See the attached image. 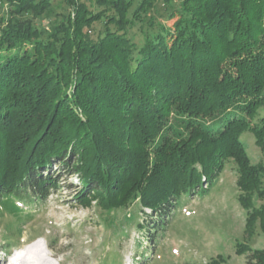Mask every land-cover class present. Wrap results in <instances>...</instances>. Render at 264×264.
<instances>
[{"label": "trees", "instance_id": "1", "mask_svg": "<svg viewBox=\"0 0 264 264\" xmlns=\"http://www.w3.org/2000/svg\"><path fill=\"white\" fill-rule=\"evenodd\" d=\"M0 1V210L20 215L77 175V202L113 210L138 199L161 230L231 159L245 233H264V0H180L170 25L147 18L158 0H58L67 12L57 0ZM138 22L150 26L143 43L129 33ZM237 252L264 264V247Z\"/></svg>", "mask_w": 264, "mask_h": 264}, {"label": "rangeland", "instance_id": "2", "mask_svg": "<svg viewBox=\"0 0 264 264\" xmlns=\"http://www.w3.org/2000/svg\"><path fill=\"white\" fill-rule=\"evenodd\" d=\"M85 1L98 9L94 0ZM179 5L180 0L170 3L158 0L147 18L170 25L174 21L170 13ZM55 6L57 12H67L66 2L57 0ZM6 9V4L0 1L1 14ZM54 16L44 15L35 20V25L48 28ZM147 27L138 22L129 33L143 43ZM103 31V21H98L89 34L95 37ZM261 117H264V105L255 121ZM241 140L253 163L263 159V152L250 131H244ZM52 169L56 170V166ZM237 178V165L230 159L205 194L182 197L162 223L163 228L157 230L158 218L151 216L149 209L148 216L142 213L138 199L126 208L113 210H104L95 203L84 206L77 202L73 196L81 187L80 179L77 175H66L62 187L45 202L26 205L20 215L0 210L3 260L0 264L9 261L10 246L31 244H38L46 254L42 264H247L250 252L238 253V244L245 242L253 249L263 248L264 233L259 230L253 237L245 233L246 210L238 199ZM262 202L256 199L257 205ZM143 221L145 227L141 228L139 223ZM153 232L149 239L148 234ZM14 250L10 252L16 258L20 254Z\"/></svg>", "mask_w": 264, "mask_h": 264}, {"label": "bare ground", "instance_id": "3", "mask_svg": "<svg viewBox=\"0 0 264 264\" xmlns=\"http://www.w3.org/2000/svg\"><path fill=\"white\" fill-rule=\"evenodd\" d=\"M46 260V254L41 250L38 244H31L27 247L24 254H20L14 261H6L5 264H42ZM3 260L0 258V263Z\"/></svg>", "mask_w": 264, "mask_h": 264}]
</instances>
